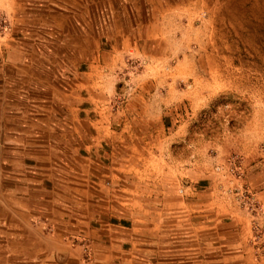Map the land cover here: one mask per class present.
<instances>
[{"label":"crops","instance_id":"obj_1","mask_svg":"<svg viewBox=\"0 0 264 264\" xmlns=\"http://www.w3.org/2000/svg\"><path fill=\"white\" fill-rule=\"evenodd\" d=\"M108 2L104 40L88 0H0L27 31L0 34V264H212L205 231L195 246L196 207L210 228L211 201L173 199L162 88L126 98L117 71L143 38ZM217 248L234 253L217 264L244 257Z\"/></svg>","mask_w":264,"mask_h":264},{"label":"rangeland","instance_id":"obj_2","mask_svg":"<svg viewBox=\"0 0 264 264\" xmlns=\"http://www.w3.org/2000/svg\"><path fill=\"white\" fill-rule=\"evenodd\" d=\"M115 1L143 38L140 52L118 68L120 87L127 88L126 98L151 79L162 88L173 199L211 201L210 228H202L196 207L195 246L203 245L205 231L212 264L234 254H222L215 249L220 245L243 251L228 264L264 263V0ZM88 2L105 40L113 22L109 2ZM12 17L0 8V34L21 41L27 31L13 29ZM221 213L224 218L216 216ZM242 213L251 221L243 245L230 226ZM221 223L228 224L226 237H219Z\"/></svg>","mask_w":264,"mask_h":264}]
</instances>
